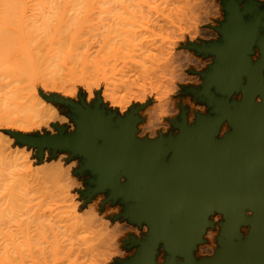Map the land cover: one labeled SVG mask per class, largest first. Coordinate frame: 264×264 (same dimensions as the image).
Here are the masks:
<instances>
[{"label": "water", "instance_id": "1", "mask_svg": "<svg viewBox=\"0 0 264 264\" xmlns=\"http://www.w3.org/2000/svg\"><path fill=\"white\" fill-rule=\"evenodd\" d=\"M224 2L222 42L193 46L215 55L197 91L214 116L197 114L195 123L180 125L174 137L138 140L131 128L135 109L114 128L97 106H77L81 115L72 134L60 129L58 136L24 138L40 152L44 146L76 149L86 157L85 166L99 173L93 191L110 189L109 197L129 203L124 216L148 224L136 254L120 264H156L160 242L170 253L164 264H264V10L255 11L253 0L242 9L238 0ZM255 46L260 56L252 61ZM238 91L241 99L229 101ZM257 96L260 103L254 102ZM224 120L231 129L217 137ZM247 207L256 210L258 222L242 239ZM214 211L223 217L219 248L197 262L192 249L212 226L208 216Z\"/></svg>", "mask_w": 264, "mask_h": 264}, {"label": "bare ground", "instance_id": "2", "mask_svg": "<svg viewBox=\"0 0 264 264\" xmlns=\"http://www.w3.org/2000/svg\"><path fill=\"white\" fill-rule=\"evenodd\" d=\"M164 1L0 0V264H48L47 259H44L45 257L37 259L38 256L44 255L43 251H41L42 246L48 245L58 249L59 246H66L65 243L69 244V252L75 249L80 253L81 251L84 252L87 255V257L84 255L86 264H105L108 259L105 258L106 253L99 250L96 246L95 250H90L92 245L89 244V246L84 245L83 247H78L79 245L73 246L74 239H77L78 243L79 228L86 226L90 227V229L91 227L95 229L99 227V223L97 224L98 219L94 207L85 212L78 210V203L74 201L75 193L74 195L69 194V185L66 183L65 176H68V168L62 169L61 163L44 164L38 168H33L29 159V152L24 148H21V150L11 148L12 138L4 134L2 130L20 131L21 127L35 128L37 125L42 127L51 121L59 122L61 115L53 112V108L56 107L45 101L38 92L36 86V82L40 77L38 73L49 69L53 65H65L70 70L79 65H84L88 62L84 53L87 54L90 46L88 44L90 42L93 44V40L94 45L97 42L101 43L100 45L98 44L99 50L94 60L93 55H90L91 62L95 65H106L107 63L110 64L111 61L116 62L118 60L123 61L124 64L129 62L128 64L130 65L131 63L136 66V74L134 73L136 77L132 78L130 76L134 80L131 81L129 79L128 82L131 81L133 85H136L139 91H144L150 85V89L157 92V96H155L161 98L160 107L169 103L174 104V101H167L163 97L174 87L172 81L181 78L180 73L183 71L180 72V64L176 63L173 65L177 55L173 56V51L167 49L170 51V55L161 60L162 57L159 56L161 53L159 55L155 54L159 49H156L155 53L151 52V48L153 49L154 45L149 48L150 43L147 44L145 35L144 37L142 36L145 33H141L142 27H144L142 23L145 24L150 14L157 12L161 8L160 5L164 4ZM166 4L164 5L166 6ZM168 6L167 8H169ZM152 24L155 23L153 22ZM178 31L183 30L178 29ZM156 37L155 35V38H153L156 39ZM178 39L180 40L178 37L170 42L172 45H177L175 42ZM149 42H151V39ZM91 46L90 48L93 50ZM170 48L173 49V47ZM91 52L89 53L91 54ZM116 63L114 64L116 65ZM45 74H48V72ZM128 74H130V71ZM49 77L51 76L49 75ZM49 77L48 79H50ZM43 78L45 77L43 76ZM193 78L195 77L193 76ZM48 79L46 78L42 82L43 86L41 85V87L44 90L56 92L62 96H64L63 93L65 91L74 93V85H76L74 78L75 81L72 79L73 84L69 83L70 80L58 83L57 81L54 82L53 79L50 82ZM92 79L84 77L83 80L80 78L79 82L82 81L83 86L90 91L92 87H95V81ZM146 83H149V85L147 86ZM151 90L149 91L151 92ZM147 91L148 89L146 93ZM88 95L87 98H91L92 91ZM132 95H135L134 97L136 98L137 94ZM107 97L111 99V104H119L120 108H126L127 102L121 103L120 99H118L119 97L114 96L112 93H107L105 89L103 99ZM137 97L142 101L144 94L140 93ZM154 111L155 109H153ZM224 130H226V126L221 131L223 132ZM29 180H34L35 183L33 184L36 187L38 186L36 188V191L39 192L37 196H34V193L29 191L28 185L31 184H27ZM149 197L150 195L146 196V198ZM44 201L47 202L46 206L43 207ZM245 209L252 211L251 216L245 215V211L243 215L247 217V226L250 228L253 223L258 222V216L255 209L249 207ZM53 210L56 211L55 215L51 214ZM46 211L50 213L46 214ZM215 212L217 211L213 213ZM58 213L64 214V217L72 220V222L69 225H62V220H60L62 217H56ZM211 215L208 216V220ZM149 218L153 220L152 217ZM169 222L172 225L174 217L170 218ZM122 227L125 226L118 224L111 229H107L106 226L99 227L97 231L95 229V233H92L99 237L97 242H102L103 245L104 241L108 249L117 250L115 238H117L116 236L122 230ZM81 232L85 234L84 228ZM232 236H235V234L232 233ZM246 236H243L242 239H245ZM234 240L237 241L236 239ZM216 249H213L210 256L197 258L195 254L193 255L198 262L201 259L213 257ZM211 250L212 244L204 249V253L208 254ZM36 251L40 255L36 254L35 256ZM106 251L109 253L108 250ZM192 253H194L193 249Z\"/></svg>", "mask_w": 264, "mask_h": 264}, {"label": "rangeland", "instance_id": "3", "mask_svg": "<svg viewBox=\"0 0 264 264\" xmlns=\"http://www.w3.org/2000/svg\"><path fill=\"white\" fill-rule=\"evenodd\" d=\"M224 1H226V0H221L222 6H223V11H224V20L219 23L218 27L215 28V31H217L220 34V38L218 40H215V41H208L207 42V40L209 38L215 36L214 25L216 23H218V21L216 20V17L219 15V11H218L219 0H188V1L187 0H165L163 3L164 4L167 3L166 6L164 4H161L160 5L161 8H159L160 11L158 10L155 13L152 12V14H150V17L147 19L146 23L145 24L142 23V25H144V27H142L143 32L141 31V33H145L142 36L144 37V35H145V38L147 39V41H146L147 44L150 43L149 48L154 45L153 49H155V50H153L151 48V52L153 51V53H155L156 49L157 50L159 49L155 54L159 55L161 53L159 55L160 57H162L161 60H163V58H165V57H168L170 55V51H173V53L175 54V55L173 54V56L177 55L176 56L177 58L175 57V61H173V65H175L176 63L180 64V66H181L180 72L183 71L181 73L179 72L181 75V78L177 79V80H181V79L182 80H193V79L195 80V79H197L196 76L191 74L192 72H194V70H195L194 68L190 69L189 74L185 75L184 68L187 66V64L189 62L187 60L192 59L191 60L192 64L194 66L196 65L195 67L198 68V67H200L201 64H203V62L204 63L206 62V59H207L206 57L212 55L213 59H214V57H215L214 54H205L204 52L198 51L196 48H193V46L197 45V44L190 43V42H193L191 39L192 38L191 36L197 37L196 40L194 41L195 43H199L197 46L202 45V44H210L213 42H222V33L218 29L221 28L223 26V24L227 21V15H228V13L225 9V2ZM238 1H239V5H241L240 9H242L248 0H242V2H241V0H238ZM253 1H254L253 6H256L255 11L258 12V11L264 10V4H258V0H253ZM168 2L170 4V6H172V7L168 6L169 5ZM167 6L170 9L167 8ZM178 6H180V7H178ZM175 10L178 12H176ZM166 14H168L169 16L168 15L166 16ZM171 14H172V16H171ZM250 17H251V15H248V14H246L244 16L245 20H249ZM153 22L155 24H152ZM147 29H148V31H147ZM178 29H180V30L182 29L183 31H178ZM179 32H181V33H179ZM263 32H264V29L261 31V33H263ZM154 34L157 36L156 39H154L155 38ZM158 34H160V35H158ZM148 36H150V37H148ZM168 36L170 39L171 38L173 39V37H174V39L179 37L180 40L178 39L175 42L177 45H172L171 42L174 41V39L170 40L168 38ZM160 37H161V40H160ZM163 38H166V39L163 40ZM150 39H151L152 44H151V42H149ZM158 39H159V41H158ZM201 39L205 40L206 42L201 41ZM92 43L93 44H91V42H90V44H88V45H90V46L92 45L91 47L93 50H91V48L89 46L87 54L84 53V55L87 58L89 57V59H87L84 56L86 58V60H88V62H86L84 65H79V66H77L71 70L69 69L68 66H65V65H53L49 69H47L48 71L47 70L42 71L44 73V75L42 72L38 73V74H40V77L38 78V80L36 82V86H37L38 92L42 96V98L45 101H47L48 103H51L52 105H54L57 108L59 115L70 116L72 121L75 123V125H76V119H78L81 115V113L76 110L77 106H79L82 109L89 108L90 110H94L95 106H97V108H98V110H100L102 116L104 118L108 119L110 121L111 125L114 128H116V127H118V122L121 120H124L126 118L127 114L130 113V111H132L134 109H129V111L127 112V114L123 118L117 116L115 113H119V111H120L119 108L121 106L119 104H111L112 101H111V99H109V97L103 99V92L105 91V89L107 90V93H112L114 96L119 97L118 99H120L121 103L127 102L126 107H129V106L140 107L141 101L137 97L138 95H140V93H143L144 97H145V95H147L148 92L157 96V92L150 89L149 83L148 84L146 83L147 86L149 85L148 87H146V85H145V87L148 89L147 93H146V90H147L146 88H145L146 90L144 89V91H142V90L139 91V88L136 85L132 84L131 81L134 80V79L132 80V78L136 77V75H135L136 74V71H135L136 66H133L131 63L129 65L128 64L129 62L124 64L123 61L118 60V61H116L117 63L114 61H111L110 64L107 63L106 65L105 64L95 65L93 62H91L92 59H91L90 55L91 56L93 55V60H94L98 54V50H99L98 46L100 45L101 42H97L96 45H94L95 43L93 40ZM161 45H162V47H161ZM170 47H173L174 50L171 49ZM254 48L256 51L254 58H256V57H258L259 51H258V47L255 46ZM94 49L96 51V54H95ZM167 49L168 50L170 49V51H168ZM90 51H92L91 54L89 53ZM162 51H164V52H162ZM179 57H180V60H179ZM185 57H188V58H185ZM178 61H179V63H178ZM181 61L184 62L185 65ZM113 62L116 63V65ZM111 63H113V64H111ZM211 65H209L207 68H205L202 72L199 73V76L201 77L202 81H203L202 73L206 72L210 68ZM128 70L130 71V74H128L129 73ZM133 70H134V72H133ZM46 72H48V74H45ZM41 75H43L45 78H43V76H41ZM49 75L51 77H49ZM133 75H135V76H133ZM130 76H132V78ZM193 76L195 78H193ZM48 77L50 79H48ZM84 77L85 78L90 77L91 79L93 77L92 80L95 81V87H92L90 90V91H92V97L89 99L87 97L89 96L88 94L90 93V91L86 87L83 86V84L81 83L82 81L79 82L80 78H81V80H83ZM41 78H43V79L41 80ZM46 78L50 82L53 79L54 82L57 81L58 83L60 81L66 82V80L67 81L70 80L71 82L69 81V83H72V84L74 83L72 81L75 79L76 80V81L74 80L75 84H76V85H74V94L76 97L75 100L73 102H71V101H69L72 99L71 97H65V96L60 95L59 93L52 92L49 90H44L43 87H41V85H42V82ZM129 79L131 81L128 82ZM77 80H78V83H77ZM124 81L129 83V84L125 83ZM97 82H98V84H96ZM96 85H98V86H96ZM201 86H202V84L198 87V89L195 87L194 84H190L189 86L187 85V87L183 86V91L181 93L182 97L173 98L172 101H174V104H175V101L177 99L187 101L188 99H191V96H192L197 103H202V104L207 106V113L204 115L214 116L215 114L211 111L212 107L208 106L207 103L205 102L204 98L199 96L197 93V91H199L202 88ZM104 87H105V89H103ZM108 90H109V92H108ZM135 90L137 93L135 92ZM149 90H151V92ZM234 93H240V99H241L242 93L240 91L234 92ZM132 94H137L136 98L134 97L135 95H132ZM183 95H188V96H183ZM215 95L219 96L218 94H215ZM231 97H232V95L230 96L229 101L236 100V99L231 98ZM80 98H81V102L79 103ZM83 99H84V102L89 103L90 106L85 105L83 103ZM175 106L179 107V104H176ZM185 106L190 108L189 115H191V113H192V111H194V109H191V107L187 103H185ZM173 110H175V108H173ZM186 111H187V109L184 108L183 106H181V112H180L179 118L177 120H173L171 122L172 128L178 129L176 134H173V131L170 130L168 132V134L163 135L162 137H168V136L174 137L180 132V125H182V124L187 125L185 122ZM197 114H200V113H196V116H197ZM137 115L140 117H143L144 112L140 111L137 113ZM137 115L135 112V114H134L135 120H132V127L131 128L134 130V133L137 131L136 124L139 120V117ZM113 116H115V119H113ZM140 119H142V118H140ZM52 122L53 121L49 122L48 125L52 128L53 131H55V129H57V131L59 133V130L61 129L62 135H70L73 133V132L67 133L65 131V129H69L71 127V121L69 124H66L63 126H61L58 121H55V123H52ZM223 122H225L226 125L224 124L221 127V129L219 127L220 132L219 131L218 132L220 135H223L226 131H229L231 129L227 120H224ZM194 123H195V121H194ZM221 124H220V126H221ZM227 124L229 126V130H228ZM187 126H190V125H187ZM224 126H226V130H224L222 132L221 130L223 129ZM138 127H141V125H138ZM35 128H34V131L32 133H23L19 130H2V132H4V134L9 135L12 138V141L10 143L11 148L17 149V150H21V148H24L27 152H29V159L32 162L33 168H38L39 166L44 165V164L47 165V164H59V163H61V168L66 169L67 168L66 165H67L68 161L64 160L63 156L67 154V151L70 153L69 158L78 157L79 158V167L77 169L73 170V175H75V181H73L74 179L72 180L71 178H69V169H68V176L67 175L65 176V178L67 180L66 183L69 185L68 186L69 187V194L71 193V195H74V193H75L74 201L75 202L77 201V203H78V210L80 209L79 211L85 212V211L89 210L91 207H94L96 210L97 219H98L97 224L99 223V227H105L106 226L107 229H111V228H113L114 225L116 226L118 224L120 226H121V224L125 226V227H122V230L116 236L117 237V238H115L116 241L114 240L115 241V247L117 248V250H114L112 248L108 249V247L105 245L104 241H103V245H102V242H97V241H99V239L97 240V238H99V237L94 233L97 231V229L99 227H96L95 228L96 231H95V229L93 227H91V229H90V227L84 226L83 228H84L85 234L83 232H81L83 230V228H79L80 229L79 235H78L79 236L78 237V243L79 244L77 243V239H74L73 240V242H74L73 246L75 247V246L79 245L78 247H83L84 245L87 246L89 244V245H92V247H90L91 248L90 250H95L97 247L99 250H101L102 252L104 251V253H106L105 258L106 259L108 258V259L106 260L105 264H120V261H123V260H120L121 258H124V260H127V259L133 257L137 252V249L139 246V241L143 240L148 232L143 234L140 239H136L131 233H133L137 227L144 225V224H147V223L146 222H140V223L133 222V221H130L128 217L124 216L123 212L125 210V206L129 203L122 201V199L120 197H118L117 199L109 197L110 189L107 188L103 191H101V190L100 191H93V189L96 188V186H97L96 180L99 176V173L94 168L85 166L86 157L83 156L82 154H80L79 152H77L76 149L69 148V147L53 148L50 146H44V147H42V151L40 152L38 146L25 141L24 138L42 137L40 135V132H43L44 136H51L52 135V132H50L48 128H45L44 125L42 127L40 126L39 130H35ZM76 129H77V126L75 128V131H76ZM217 137H220V136H218V134H217ZM134 138L137 139L135 136H134ZM145 139L148 140L147 138H145ZM138 140H143V139H138ZM98 141L101 142V139H99ZM28 179H29V177H28ZM76 180L84 181V183L86 185V190L80 192V198H78L76 195V192L79 191V189L76 187V183H75ZM124 180H125V177H124ZM30 181L31 180H29L27 182V184L31 183V184H29L31 186L28 185V189H30L29 191L34 193V196H37L39 194V192L36 191V188L38 186L36 187L35 184H33V183H35L34 180H32L31 182ZM71 184H72V186H71ZM32 186H34V187H32ZM33 191H35L36 193ZM99 192H104L105 194H102V193L97 194ZM95 194H97V195L95 196ZM102 195H105L106 199H111L113 204L118 203L119 205L113 206L110 202H104V203H102L101 206L98 207V204L101 203L100 197ZM82 200H84V203H82ZM46 202L47 201H44L43 207L46 206ZM55 210H53L54 212L53 211L51 212L52 215H55L56 211H58V210H56V211ZM48 212L46 211V214L50 213V212L49 213ZM64 216H65L64 214L58 213L56 217L57 218H60V217L63 218V219L62 218L60 219V220H62V222H61L62 225H69L72 222V220H68ZM213 219H214L213 217H210L209 220L211 221ZM222 221H223V219L220 222H222ZM116 222H117V224H116ZM126 226H128V227L126 228ZM147 226H148V224H147ZM214 227H215V225L212 222V227L208 226L207 227L208 231H207V229L205 230L206 231L205 237L204 238L202 237V241L199 242L198 244H196V247L194 249L193 254H195L197 258H201V256H205V255L209 254V253L208 254L204 253V249L207 248V246L209 247L212 244V247H213V245H214V234L216 231V229ZM85 229H87V230H85ZM141 230H142V228H141ZM219 230L221 232L220 223H219ZM92 232H94V233H92ZM220 232L218 233V235L215 238L216 239V248L219 247L218 238L220 236ZM86 234H87V237L89 236L88 239L86 237ZM80 236H82L81 239H80ZM90 236H91V239H93V240L90 239ZM127 236H128V239L125 241ZM87 240H89V241H87ZM91 241L92 242L94 241V242L92 243ZM95 242H96V244H94ZM80 243H82V244H80ZM97 244H100V245H97ZM65 245L66 246H64V245L59 246L58 249H54L53 247L48 246V245H43L41 248V251H43L42 253L44 255L38 256L37 259H39V258L43 259V257H45L44 259L45 260L47 259L46 261L48 262V264H86V262H85L86 260H84V259H86V258H84V255H85L84 252L81 251V253H82L81 254L79 251H77V249L69 252L68 251L69 244L65 243ZM104 248H107V249L104 250ZM160 248H163V250H164L165 261H166L167 258L170 257V253L165 249L162 242L158 243V245L156 247L154 260H155V256L158 254ZM216 248H214V249H216ZM106 250H108L109 253ZM36 254L37 255L39 254L38 251H36L35 256H36ZM85 256L87 257V255H85ZM177 257L179 259H176ZM175 259L176 260H183V258L178 256V255L175 256Z\"/></svg>", "mask_w": 264, "mask_h": 264}, {"label": "clouds", "instance_id": "4", "mask_svg": "<svg viewBox=\"0 0 264 264\" xmlns=\"http://www.w3.org/2000/svg\"><path fill=\"white\" fill-rule=\"evenodd\" d=\"M241 2H242V0H241ZM258 4H264V0H258ZM239 6H241V5H239ZM218 11H219V15L216 17V20L218 21V23H216L214 25L215 36L209 38L207 40V42L208 41H215V40H218L220 38V34L217 31H215V28L218 27L219 23L224 20V11H223V6H222L221 0H219V3H218ZM196 38L197 37L193 36L192 37L193 42H190V43L198 45L199 43L194 42L196 40ZM201 41L206 42L203 39H201ZM259 55H260V53L258 54V57H259ZM254 56H255V48L253 50V54L251 55L252 61H255L258 59V57L254 58ZM206 58H207L206 62L201 64L200 67H198V68H196L192 64L191 61H189L187 67L184 68L185 75L189 74V72H190L189 70L194 68L195 70L191 74L196 76L197 79L194 81L193 80H173L172 83H173L174 87L165 94L163 99L171 102L173 100V98L182 97L181 93L183 91V86L194 84L195 87L198 88L203 83L201 77L199 76V73L202 72L205 68H207L209 65H211L213 63V56L212 55H210ZM261 75H264V70L261 71ZM63 95L65 97H71L72 99L69 100L71 102H73L76 98L75 94L73 92H69V91H65L63 93ZM183 96H188V95H183ZM257 97H259V96H257ZM257 97L254 98V102L260 103L261 97H259V99H257ZM231 98L239 100L240 99V93H233ZM80 102H81V98H80L79 103ZM83 103L85 105L90 106L89 103L84 102V99H83ZM185 103H187L192 109H194V111H192L191 115H189L190 108L186 107ZM160 104H161V98L156 97L152 93H148L147 95H145L144 99L140 102V107L129 106L126 108H121L119 113H115V114L117 116L123 118L127 114V112L129 111V109H135L136 115L138 112L143 111L144 112L143 117H140L137 115L139 117V120L136 124L137 131L134 133V136L137 139L147 138L148 140H155V139H158L160 136L168 134V132L170 130L173 131V134H176L178 129H173L171 122L173 120H177L179 118L180 112H181V106H183L184 108L187 109V111L185 113V122L187 125H191L194 123V121L196 119V113H200L201 115H204L207 113V106L202 104V103H197L192 96H191V99H189L187 101L177 99L175 101V104L169 103V104H165L163 107H160ZM176 104H179V107H176L175 106ZM173 108H175V110H173ZM153 109H155L154 112H153ZM53 112L58 113V110L56 108H53ZM149 113H151V115H149ZM140 118H142V119H140ZM113 119H115V116H113ZM70 121H71V127L69 129H65V131L67 133L74 132L76 125L72 121L70 116H68V115L60 116L59 124L61 126L69 124ZM52 123H55V121H53ZM224 124H225V122H223L221 124L220 129ZM138 125H141V127H138ZM227 126H228V124H227ZM39 127L40 126L37 125L35 130H39ZM44 127L48 128L49 131L52 132L51 136H53V137L57 136L59 134L57 129H55V131H53L52 128L48 124H45ZM220 129H219V132H220ZM228 130H229V126H228ZM20 131L23 133H32L34 131V128H32V127H21ZM219 132H218V136L224 135V134L220 135ZM40 135L43 137L44 133L40 132ZM69 157H70V153L67 151V154L63 156V159L68 161L66 166L69 169V177L71 179H75V175H73V170L77 169L79 167V158L78 157L69 158ZM119 179H120V182H123L124 177L121 176ZM76 187L79 189V191L76 192V195L78 198H80V192L86 190V185H85L84 181L76 180ZM100 193L105 194L104 192H99L97 194H100ZM97 194H95V196ZM100 202L101 203L98 204V207L101 206L102 203H104V202H110L113 206L119 205L118 203L113 204L111 199H106L105 195H102L100 197ZM82 203H84V200H82ZM245 215L251 216L252 211L250 209H245ZM210 217L214 218L211 221L215 225L214 228L216 229V231L214 234V245L212 247V250L208 255H205V256L212 255L213 249L216 247V239L215 238L219 233V223L222 220V214L219 212H215ZM141 228H142V230H141ZM248 230H249V228L247 225L242 226L239 229V231L242 233L243 236L247 235ZM148 231H149V228H148L147 224H144V225L137 227L136 230L131 234L136 239H140L142 237V235L147 233ZM205 232L203 234V238L205 237ZM127 239H128V236L125 239V241ZM176 259H179V258L177 257ZM120 260H124V258H121ZM164 261H165V253H164L163 248H160L158 254L155 256V262H156V264H164Z\"/></svg>", "mask_w": 264, "mask_h": 264}]
</instances>
